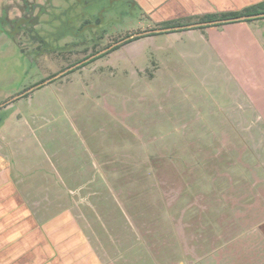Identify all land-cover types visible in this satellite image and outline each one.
Segmentation results:
<instances>
[{
	"label": "rangeland",
	"instance_id": "374dc122",
	"mask_svg": "<svg viewBox=\"0 0 264 264\" xmlns=\"http://www.w3.org/2000/svg\"><path fill=\"white\" fill-rule=\"evenodd\" d=\"M25 1L48 3L33 25L47 47L104 31L99 50L151 24L126 0ZM3 6L22 15V0ZM213 27L144 37L56 78L94 50L36 58L25 34H0V153L16 181L76 192L105 264H264V122L237 110L256 78L237 30Z\"/></svg>",
	"mask_w": 264,
	"mask_h": 264
},
{
	"label": "crops",
	"instance_id": "0c3cea01",
	"mask_svg": "<svg viewBox=\"0 0 264 264\" xmlns=\"http://www.w3.org/2000/svg\"><path fill=\"white\" fill-rule=\"evenodd\" d=\"M131 1L155 24L190 21L193 25L206 16L239 12L264 0ZM252 22H255L254 27L250 25ZM225 25H222L224 30L238 32L233 37L234 41L239 39L234 47L235 53L239 57L248 54L250 70L256 78L253 89L258 92L250 97L246 106L237 110L248 109L253 112L249 122L263 123L264 116L256 112L259 107L264 110V104L258 103L257 96L259 92H264V17ZM209 29L212 31L214 27ZM199 30L203 29L185 33L192 36L194 31ZM178 33L165 36H179ZM8 145L0 141L1 149ZM38 178L36 176V181ZM65 188L64 183L16 181L12 162L0 153V264H105L103 253L73 207L80 198L76 192L65 191Z\"/></svg>",
	"mask_w": 264,
	"mask_h": 264
},
{
	"label": "flooded vegetation",
	"instance_id": "af4514ba",
	"mask_svg": "<svg viewBox=\"0 0 264 264\" xmlns=\"http://www.w3.org/2000/svg\"><path fill=\"white\" fill-rule=\"evenodd\" d=\"M24 1L25 0H22V2H23V6L22 7L23 8L21 9L22 15L20 17L9 18L7 16V12H6V9L9 6H6V7L3 6L2 7L3 12L0 13V34H3L4 36H7V38L8 39L10 38L11 40L12 39L14 40L16 35H19V33L25 34L26 38L33 45L32 49L34 48V50L36 52V56H37L36 58L42 57V55L47 54V53H54V51L57 52V49H60L62 51H64V50L69 51L68 49H71V51H74L79 46L82 47V48H83V46H86V47L92 48L94 50V52L92 51L91 54H89L87 57L83 58L80 62H77L75 65L66 68L65 69L66 71L65 70L61 71L58 74L59 76H61V75L65 76L67 74H70V72L73 73L75 70H78V69L86 66L87 64H90V63H92V62L104 57L105 55L115 51V50H112V49H116L117 50L118 48H120L123 45H127L129 43H132V42H134V41H136L138 39L144 38V37L146 38V37H150V36H154V35H161V34H165L166 35V34H171V33H175V32L189 31V30H192V29H201V28H204V27H213V26H216V25L222 26V25L228 24V23H218V24H214V25H200V26H196V27H191L192 24L190 25V21H185L183 23L178 22V21H168V22L155 24L144 13V18L145 19L147 18L146 20L151 22V24H146L145 25V27L147 29H145L144 31L133 33V34L132 33L127 34L126 36L122 37L120 40H117L113 44L108 45V46H106L104 48H101L99 50H96L95 46H96V44L101 42L102 36H104V35L106 36V33L103 31V32H101V34L100 33L99 34L98 33L94 34L93 30H90L91 32L89 34H87L86 30H87L88 27L87 26H83V25H81L78 28V31L82 30V33H83L82 35H84L86 33V37L82 38L79 35V40H77V42L72 41V42H69V43H66V44H62V45L59 44V42L62 39L60 41H55L56 39H54V40L52 39L54 42L50 43V44H54V45H56V47H47V44L49 42L44 40L43 37H41V39H40L39 38L40 36H37L35 34V28H33V25H36L38 23L40 24V22L44 21V20L43 21L39 20V18L42 17V16L46 17L45 14L47 13V8H48L47 5H48V3H45L46 6H44L42 4H33L32 5L30 3L29 4L25 3V4L28 5L27 6V5H24ZM126 1H128V3L133 8L135 7L136 9L137 8L139 9V7L137 5H135V4H133V2L131 0H126ZM31 5L33 7H30ZM35 9L37 11L36 16L32 17V13L35 11ZM259 14H261V13H259ZM250 16H252V15H250ZM241 17H243V16H241ZM4 19H7L6 25H3ZM228 19H232V18H228ZM36 20H39V21H38V23L35 24ZM220 20H227V19H218V20H211V21H204V22H201V20H199L197 24L209 23V22L220 21ZM249 20H252V19H249ZM246 21L247 20H243V22H246ZM238 22H241V21H238ZM18 23H20L22 25H18ZM229 23H237V22H229ZM197 24H193V25H197ZM176 28H178V29H176ZM33 29H34V31H33ZM166 29H169V30L168 31H162V30H166ZM155 31H161V32H157L156 33ZM33 32H34V35L31 34ZM7 33H9V34H7ZM64 38H66V37H64ZM117 43H119V44L115 45ZM67 44L69 46L71 45L72 47L68 48V46H66ZM41 48H42V52L38 56L39 49H41ZM53 48H55V49H53ZM72 49H74V50H72ZM83 49H86V48L84 47ZM101 52H103V53H101ZM98 53H101V54L96 56ZM100 56H102V57H100ZM91 57H93V58H91ZM97 57H100V58L92 61L93 59H95ZM87 59H89V60L86 61ZM78 64H80V65H78ZM76 65H78V66H76ZM72 67H74V68L71 69V70H68L69 68H72ZM58 75H57V77H59ZM53 78H56V76L53 77ZM48 81H50V79ZM48 81L44 82L43 84L41 82V84L36 85L33 89H36V88L38 89V87L41 88L40 86L46 84ZM28 94H29L28 92L21 93V95L18 98L27 97Z\"/></svg>",
	"mask_w": 264,
	"mask_h": 264
},
{
	"label": "trees",
	"instance_id": "16d2710c",
	"mask_svg": "<svg viewBox=\"0 0 264 264\" xmlns=\"http://www.w3.org/2000/svg\"><path fill=\"white\" fill-rule=\"evenodd\" d=\"M24 3H27V1H24ZM259 13H264V1L259 3V4L254 5V6L248 7L242 11H239V12H229V13H222V14H218V15H210V16H206L200 20H201V22H204V21H211V20H218V19H228V18H237V17H241V16H250V15H255V14H259ZM254 20L255 19L247 20L246 22L254 21ZM6 22H7V19H4L3 25L4 24L6 25ZM18 25H22V24L18 23ZM216 26H218V25H216ZM7 34H9V33H7ZM112 50H116V49H112ZM102 56H100V57H102ZM100 57H97V58L93 59L92 61H94Z\"/></svg>",
	"mask_w": 264,
	"mask_h": 264
},
{
	"label": "water",
	"instance_id": "95a60500",
	"mask_svg": "<svg viewBox=\"0 0 264 264\" xmlns=\"http://www.w3.org/2000/svg\"><path fill=\"white\" fill-rule=\"evenodd\" d=\"M264 17V13H261V14H256V15H252V16H243V17H238V18H232V19H227V20H220V21H214V22H209V23H202V24H197V25H192L191 27H196V26H200V25H214V24H218V23H229V22H238V21H243V20H249V19H256V18H263ZM178 29V28H176ZM169 29H166V30H162V31H168ZM156 33L157 32H161V31H155ZM119 43L115 44V45H118ZM114 45V46H115ZM103 53V52H101ZM101 53H98L96 56L100 55ZM94 57V56H93ZM91 57V58H93ZM89 59H87L86 61H88ZM80 65V64H78ZM76 65V66H78ZM75 66V67H76ZM74 67L72 68H69L68 70H71L73 69ZM59 76V75H58ZM57 77V76H56Z\"/></svg>",
	"mask_w": 264,
	"mask_h": 264
}]
</instances>
